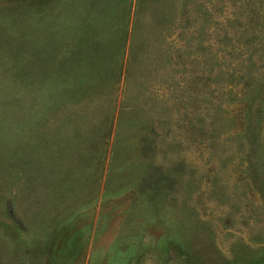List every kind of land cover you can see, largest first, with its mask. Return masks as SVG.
<instances>
[{
  "label": "rangeland",
  "instance_id": "1",
  "mask_svg": "<svg viewBox=\"0 0 264 264\" xmlns=\"http://www.w3.org/2000/svg\"><path fill=\"white\" fill-rule=\"evenodd\" d=\"M87 1L0 0V264H264V0H162L68 93Z\"/></svg>",
  "mask_w": 264,
  "mask_h": 264
},
{
  "label": "trees",
  "instance_id": "2",
  "mask_svg": "<svg viewBox=\"0 0 264 264\" xmlns=\"http://www.w3.org/2000/svg\"><path fill=\"white\" fill-rule=\"evenodd\" d=\"M161 1L162 0H96V20L101 24V27L105 26L106 21L109 22L107 27L115 37L108 44L109 47L107 48L105 47L107 44L102 41L100 35L102 31L95 35L97 38L94 41H92L94 36L84 31L83 36L78 38V46L81 47L80 50L78 49V53L80 59H86L88 61L93 55L91 58V61H93L96 55L98 53L101 54L103 47H105L108 49L110 56L108 59L99 58L98 61L95 59L93 65H73L75 74L71 72V65H69L66 69L67 76L65 86H63L65 90L68 93H72L74 90L86 91L89 89L91 91V85L87 84L85 86L86 89L84 87L81 88L76 84L77 80L86 79V75L87 77L89 76L88 78H91L92 81L97 77L102 78L104 75L103 71L105 70L108 72L110 71V78H112V82H110L112 84L110 85H113L114 79H116L115 85L120 83V79L117 81V77H121L120 70L123 63L125 67L126 62H128V49L131 45H135L132 44L133 35L135 34L137 37L144 33L162 35L161 26L163 13ZM87 2L89 4V1ZM165 31V28H163V33H165ZM105 63L107 65H104ZM94 85L97 86L99 84ZM116 94L121 96L122 90L119 92L116 90Z\"/></svg>",
  "mask_w": 264,
  "mask_h": 264
}]
</instances>
